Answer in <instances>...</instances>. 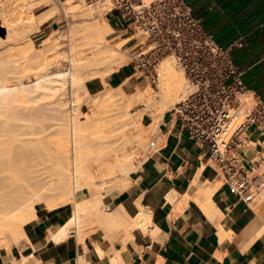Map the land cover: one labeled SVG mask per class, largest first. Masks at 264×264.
I'll return each instance as SVG.
<instances>
[{"label":"bare ground","instance_id":"obj_1","mask_svg":"<svg viewBox=\"0 0 264 264\" xmlns=\"http://www.w3.org/2000/svg\"><path fill=\"white\" fill-rule=\"evenodd\" d=\"M0 1V15L3 16L0 28L4 29L0 47L9 49V56L18 63L11 66L13 60L10 57L6 61L0 59V247L8 239L23 248L28 238L26 226L36 219L35 203L39 202H45L50 210L73 204V215L49 229L48 243L67 239L74 229L78 233L76 238L83 242L85 229L93 224L103 230V238L108 243L117 231L130 237L135 226L145 229L150 219L146 209L134 204L127 210L117 203V199L129 186L128 174L140 163L135 145L139 144L140 148L151 131L159 130L170 103L192 91L184 75L177 70L175 59L167 56L160 63L163 83L160 79L158 95L142 88L128 95L124 86L119 85L116 89H107L92 101L93 98L86 96L85 80L91 76L104 78L128 62L120 50L129 39L112 45L107 38L114 32L105 17L112 3L104 0L86 4L82 0L79 6L68 7L66 0L63 5L65 15L68 18L74 16V19L77 16L80 25L69 22L68 30L55 31V35L52 32L38 47L30 38L40 31L41 24L56 17L58 7L53 4L40 15H33L29 10L38 0H23L28 3L22 8L12 6L15 0ZM94 12L98 17L92 16ZM7 13L11 18L5 16ZM13 50L19 59L12 55ZM61 61L68 66L54 68L55 71L49 69ZM4 63L11 70L5 69ZM32 73H35L33 79ZM69 86L72 87V111L67 119L65 106ZM87 102L89 112L82 108ZM138 105L144 107L136 110ZM144 112L152 117L147 125L141 120ZM53 126L57 127L55 131L48 132ZM203 169L204 166L198 168L195 184ZM106 176L108 180L111 177V182L104 180ZM97 178L103 180L99 182ZM113 186L119 189L113 191L111 204H107L105 195ZM218 187L219 182L214 181L201 191L205 200L201 203L202 208L212 219L220 212L212 201ZM83 189H88L86 197L79 194ZM250 208L261 222L256 238L264 234V190ZM255 229L253 225L251 230ZM100 248L97 244L95 250H89L84 245L81 264L86 258L102 256ZM103 250L109 252L106 248ZM35 260L38 259L33 253L25 254L22 250L19 257L6 263L0 259V264H33Z\"/></svg>","mask_w":264,"mask_h":264},{"label":"crops","instance_id":"obj_2","mask_svg":"<svg viewBox=\"0 0 264 264\" xmlns=\"http://www.w3.org/2000/svg\"><path fill=\"white\" fill-rule=\"evenodd\" d=\"M186 1L217 43L231 48L247 87L243 98L257 95L264 101V0ZM114 15H107L109 24L121 37L127 36ZM53 24L45 22L40 28L53 29ZM129 38L128 35L126 39ZM126 80L128 73L121 72L109 79V85L119 86ZM158 131L154 150L128 174L129 186L117 199L127 210L136 203L146 209L150 219L145 229L133 228L130 237L117 231L113 235L117 242L110 237V244L104 240L101 228H86L83 242L76 238L74 229L67 239L48 243L49 229L72 216L73 209L36 208L37 217L26 227L28 238L23 248L15 247L12 253L16 257L22 250L33 253L38 259L33 264H81L84 245L95 250L98 244L109 252L100 248L102 256L86 258L84 264H264V234L254 238L259 220L250 206L237 200L215 177L212 161L171 119L169 112ZM247 143L249 146L243 149L247 159L264 155V131L253 128ZM201 166L204 169L195 184ZM214 181L221 183L212 196L220 212L212 219L202 208L205 200L201 191ZM253 225L255 231L251 230ZM105 252L110 253L109 257Z\"/></svg>","mask_w":264,"mask_h":264},{"label":"built area","instance_id":"obj_3","mask_svg":"<svg viewBox=\"0 0 264 264\" xmlns=\"http://www.w3.org/2000/svg\"><path fill=\"white\" fill-rule=\"evenodd\" d=\"M109 1L107 15L130 36L133 76L158 86L161 61L175 59L192 91L168 111L171 119L212 161L229 193L250 206L264 190V155L249 160L243 149L253 128L264 131V101L243 98L247 87L231 48L217 43L186 0Z\"/></svg>","mask_w":264,"mask_h":264},{"label":"rangeland","instance_id":"obj_4","mask_svg":"<svg viewBox=\"0 0 264 264\" xmlns=\"http://www.w3.org/2000/svg\"><path fill=\"white\" fill-rule=\"evenodd\" d=\"M66 0H38V2H37V4L36 5H33V6H31L30 7V12L33 14V15H40L42 12H45V11H47L48 9H50L49 7L50 6H52L53 4H55L58 8L57 9H59V13H57V15H56V17L53 19V20H51V21H49L48 22V24H53V26H54V28L53 29H44L45 28V26H43V28L41 29L40 28V31H38V32H35V33H33V35L31 36V40L33 41V43H34V45H37L38 47H40V45H41V43H42V41L44 40V39H46L47 37H49V35L53 32V34L55 35L57 32H59V33H62L63 31H66V29L68 30V28L71 26V24L69 23V22H71L72 24H74V25H80L79 24V22H81V21H79V18L77 17V16H75V19L73 18V17H67L66 15H65V13H64V2H65ZM82 0H67V2L66 3H69V5H68V7H75L76 5L77 6H79L82 2H85L86 4H94V3H92V2H89L88 0H83L82 2H81ZM27 1H23V0H19V1H17V0H15L14 1V3L12 4V6H16L17 8H22V6L23 7H25L26 5H27ZM1 4H2V2L0 1V10H2V8H1ZM54 6V5H53ZM113 6V5H112ZM109 12V11H108ZM1 14V13H0ZM7 18H11V15L10 14H6L5 15ZM92 16L95 18V17H98V14H97V12L95 13H93L92 14ZM3 16H1L0 15V19L2 20L3 18H2ZM77 17V18H76ZM105 17L107 18V13H106V15H105ZM72 18L74 19V21L72 20ZM69 19V20H68ZM78 19V20H77ZM93 21V20H92ZM77 24H76V23ZM1 23V22H0ZM55 31H57V32H55ZM3 34H4V29H2V28H0V36H3ZM128 37V35L127 36H123V37H121V33H119V32H112V34H108L107 35V38L109 39V44H112V45H117L118 43H122V40L123 39H126ZM1 41V40H0ZM117 42V43H116ZM131 44H130V42H129V40H128V42H124L122 45H121V50H120V52L122 53V55L124 56V58L128 61L127 63H125L124 64V66L122 67V68H120V69H118V70H116V72H114V73H112L111 75H105L104 76V78H102V77H90V78H88V79H86L85 81V83H86V85H87V93H86V96L87 97H89V98H93V100L92 101H94L95 100V98L94 97H96V96H98V95H100V94H102V93H104L107 89H109V88H118V86H111V85H109V79L111 78V77H113V76H115V75H117L118 73H121V72H127L128 73V80H126L125 82H120L119 83V85L120 86H124V88H125V92L128 94V95H132L133 93H135L139 88H142V89H144V90H150L151 92H152V95H158L159 94V92H160V90H161V82L163 83V80H162V76H161V72H160V66H159V73H160V78H161V82L158 84V86H153V85H151L149 82H147L145 79H143V78H139V79H137L135 76H133V80L131 79V76L132 75H134V69H133V66H132V64H131V60H132V58H133V56H132V53L133 52H131ZM7 48V47H6ZM42 48V47H41ZM0 49L2 50L1 52H0V59H2L1 61H6L7 60V58H9L10 57V59H12L13 61L11 62V60L9 59V61L11 62V66H13V63L16 65V64H18V63H15L14 62V60H16L15 58L13 59V58H11V56H9L10 54H11V51L8 49L7 51L5 50V48H3V47H0ZM11 49V48H10ZM13 49V48H12ZM15 51V53L14 54H12L14 57L16 56V55H18L17 54V52H16V50H13V52ZM16 54V55H15ZM19 57V56H18ZM17 56H16V58H18ZM19 59V58H18ZM174 59V58H173ZM0 61V62H1ZM8 61V62H9ZM6 63V62H5ZM5 63L3 64V65H5ZM9 64V63H8ZM2 65V64H1ZM2 65V66H3ZM161 65V64H160ZM57 66H58V68H57ZM68 66V65H67ZM66 66V63L65 62H63V61H61V62H59L58 63V65H54V67L52 66V68H53V70H52V68L51 67H49V69L51 70V71H55V70H58V69H64V68H66L67 67ZM175 66H176V68H177V70L178 71H180L182 74H183V72L178 68V66H177V64H176V62H175ZM6 67H9V65L8 66H6L5 65V69H6ZM54 68H55V70H54ZM8 69H10V67L8 68ZM2 70H4V69H2ZM11 70V69H10ZM49 70V71H50ZM93 72V70H91V73ZM137 76H139V74H136ZM184 75V74H183ZM33 78H35V73H32L31 74V79H33ZM184 78H185V76H184ZM185 81L187 82V80H186V78H185ZM188 83V82H187ZM70 88H72V87H70L69 86V89ZM68 89V91H69V94H67V100L69 101V103H68V101H67V105L65 106V108H66V116H67V119H69L70 117H71V111H72V102H70L71 101V95H70V93H71V90L72 89H70L69 90ZM186 97L188 96V95H185ZM185 96H183V97H180L177 101H175V102H172V103H170L169 104V106H168V110H167V112L176 104V103H178L179 101H181V100H183L184 98H186ZM44 101L45 102H47L45 99H44ZM37 102V101H36ZM39 102H42V100H39ZM39 102H37V103H39ZM45 102H42V103H45ZM89 102H87V103H85V105L83 104V106H82V108H83V110L84 111H86V112H89V104H88ZM32 105H33V103H31ZM34 105H35V102H34ZM144 106L143 105H138L137 107H136V110H138V109H142ZM166 112V113H167ZM4 118V117H3ZM142 122L144 123V124H149L151 121H152V117H150V115H149V113L147 114V113H143V115H142ZM145 126V125H144ZM11 128V127H10ZM57 127L56 126H53V127H51L50 129H49V131L48 132H50V133H52V131H55V129H56ZM145 128H146V126H145ZM9 130V129H8ZM156 131V130H155ZM155 131H151L150 133H149V135L151 136V138H150V136L149 135H147L146 137H148V138H146V139H144L145 141H146V143H144V145H143V143L141 142V144L142 145H140V148L138 147L139 146V144H137V145H135V148L138 150V153H137V150H135L136 151V154H137V158H140V159H138V161L139 162H141L142 160H144L145 159V157L147 158V156L154 150V148H152V142L154 141V136H155V134H157V132H158V130L155 132ZM154 132H155V134H154ZM144 141V142H145ZM142 159V160H141ZM47 173H49V172H47ZM52 173V171L50 172V174ZM47 175H49V174H47ZM107 178V179H106ZM110 179L108 180V177L106 176L105 178H104V180L105 181H109V182H111V177H109ZM99 180H103V179H99V178H97V181H99ZM129 181V180H128ZM100 182V181H99ZM221 183H219V185H220ZM118 186H113V188L111 189V190H109V191H107V193H106V195H105V199H106V203L107 204H111V198H112V196H113V191H118ZM87 193H88V189H83L82 191H80L79 192V194H81V196L82 197H86L87 196ZM27 197V196H26ZM136 204H138V203H136ZM35 206H36V208H43V207H47L46 206V203L45 202H39V203H35ZM66 207H71L72 209H73V204H70V205H67V206H65V208ZM37 213V212H36ZM261 225V222H259V226ZM28 226V225H27ZM26 226V227H27ZM91 227H97V225H95V224H93V225H90V226H87V228H91ZM137 226H135L134 228H136ZM137 228H139V227H137ZM87 232V231H86ZM85 231H84V233H85V236H86V233ZM27 233V232H26ZM17 248V247H20V245H18V244H16L14 241H11V240H8V239H6L5 241H4V243L2 244V246L0 247V259L3 261V263H6V261H9L11 258H15L16 256L12 253V250L14 249V248Z\"/></svg>","mask_w":264,"mask_h":264}]
</instances>
